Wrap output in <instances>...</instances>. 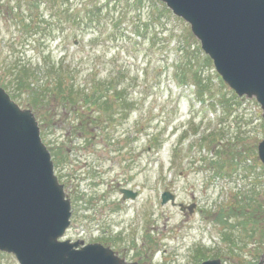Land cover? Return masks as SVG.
<instances>
[{
	"label": "rangeland",
	"instance_id": "374dc122",
	"mask_svg": "<svg viewBox=\"0 0 264 264\" xmlns=\"http://www.w3.org/2000/svg\"><path fill=\"white\" fill-rule=\"evenodd\" d=\"M137 1L0 0L3 89L9 77L4 65L25 60L45 70L53 65V75L65 79L63 90L71 83L81 91L89 79L108 81L122 92L120 102L113 100L98 116L95 107L87 109L75 97L77 91L60 93L50 83L42 114L33 111L71 202V224L62 239L99 241L125 260L144 264H198L216 257L222 264H264V205L256 210L255 225H244L253 214L243 216L235 205L245 204L240 196L251 205L264 203V163L257 156L264 137L260 106L220 78L187 22L159 14L158 0ZM95 7L99 24H74ZM63 53V63L71 64L61 71ZM25 93L28 102L31 93ZM56 158L65 164L62 171ZM119 187L138 195L124 199ZM165 190L174 203L161 204ZM179 203L195 205L190 213ZM219 213L231 224L219 223ZM224 230L237 246L221 241ZM0 264L18 263L0 251Z\"/></svg>",
	"mask_w": 264,
	"mask_h": 264
},
{
	"label": "water",
	"instance_id": "95a60500",
	"mask_svg": "<svg viewBox=\"0 0 264 264\" xmlns=\"http://www.w3.org/2000/svg\"><path fill=\"white\" fill-rule=\"evenodd\" d=\"M190 24L222 79L243 97H255L264 123V0H160ZM264 163V137L257 146ZM124 198L135 193L121 190ZM174 203L165 191L161 203ZM181 210L193 211L194 204ZM71 205L54 174L50 151L30 109L0 87V251L19 264H141L100 243L59 240ZM199 264H222L218 258ZM258 264H263L261 260Z\"/></svg>",
	"mask_w": 264,
	"mask_h": 264
},
{
	"label": "trees",
	"instance_id": "16d2710c",
	"mask_svg": "<svg viewBox=\"0 0 264 264\" xmlns=\"http://www.w3.org/2000/svg\"><path fill=\"white\" fill-rule=\"evenodd\" d=\"M49 3H53L54 0H48ZM158 2V1H157ZM38 3V2H37ZM138 4H140V0L137 1ZM62 5V4H61ZM53 6V5H52ZM60 13L65 14V11H61ZM84 13H90L91 16L89 18H87V16H84L83 18H79L81 19V21H75L74 24H78L84 20H88L89 24L90 23H100L101 19H100V12L97 11V7H95L94 11L92 9H88L87 11H85ZM170 14V11L165 7L164 4H161V9L159 10V14ZM76 17H77V13H76ZM76 20V19H75ZM88 24V25H89ZM24 28V27H23ZM40 28V25L37 26V29H35L34 31H37ZM181 52L186 53L185 49H183V47L181 48ZM61 61L58 64L59 66V70L64 71L65 69L70 68V62L68 64L63 63V59H65V54L63 53V55H61ZM206 59L209 61V64L211 65V61L208 57H206ZM41 64H37L36 66H33L31 64V62H25V60H20L19 63H15L14 66L11 65H4V67L2 68V70L4 72H6L8 74L9 77L6 78V83L4 81L1 82V85H4V89L9 93L10 97L12 99H14L19 105H22L23 107H27L30 108L32 111L35 112L36 115H41V110L43 109L42 106V102L45 101V94H46V90H48L50 83L53 85V87L55 89H58V91L60 93L62 92H67L69 93V95H71L72 93H75V91H77L75 97L77 96L79 98V100H83L84 104L86 105L87 109H91L93 107V109H97V114L98 116H102L100 114V112L104 113L103 111L108 110L111 108L112 105V101H119L121 100L120 94H122V92H119L117 90H113L111 89L110 84L108 81H90L89 79L84 82L88 83V87H83L81 89V91L78 90H74V86H72L71 83H69V89L67 90H63L62 85L65 82V79L63 78L62 74H58V75H53V65L47 67V70L43 69L46 65H44L43 67L40 66ZM41 68H42V72H41ZM49 68V69H48ZM61 68H65V69H61ZM71 71H75L74 69H70ZM183 72L182 74V78H179L181 80V82H183L184 78H185V71H181ZM196 72V71H194ZM11 74V75H10ZM70 76H73V74H70ZM62 78V80L60 79ZM71 81H74V77L70 78ZM196 81V87H198L197 93L198 96H202L204 89H199V86L202 87V81L201 79H198V77L195 75L194 78ZM184 83V82H183ZM49 84V85H48ZM48 85V87H47ZM75 85L76 82H75ZM85 85V86H87ZM97 87L95 89H93V86ZM78 86V85H77ZM25 91H28L29 98L30 100L27 101H23V95L22 92L25 93ZM39 98V99H38ZM63 99V98H62ZM65 100H70L71 97L70 96H66V98H64ZM78 101V99L76 100ZM81 118V117H80ZM241 194H239L238 196H240ZM242 199V202H245V204H241L236 202L235 205H239L240 210L242 211V215L246 216L249 215L251 216L253 214V220L249 221H244V225L246 223H250L253 222V224H257L258 218L260 217L259 213L256 211L257 209L259 210L260 208L263 207L264 203L259 202V204H257V202L255 203V205H251L248 200L246 199V197L244 196H240ZM244 210L247 211H252V212H248L247 214L244 213ZM242 216V217H243ZM229 217L222 215L219 213V217H218V221L219 223L223 224V225H227L231 224L229 222L230 219H228ZM261 223H259L260 226ZM256 228H253L251 231V233L255 234V230ZM226 233V234H225ZM250 233V234H251ZM231 231L229 230L228 232H226V230L223 231V233L221 234V241L224 242H229L231 243V245L237 246L235 241H232L233 239V235H231ZM254 236V235H251ZM262 237V236H260ZM229 240V241H228ZM228 251L229 252H233L232 247H228ZM217 256V255H215ZM204 258V257H203ZM234 264H239V263H234Z\"/></svg>",
	"mask_w": 264,
	"mask_h": 264
},
{
	"label": "flooded vegetation",
	"instance_id": "af4514ba",
	"mask_svg": "<svg viewBox=\"0 0 264 264\" xmlns=\"http://www.w3.org/2000/svg\"><path fill=\"white\" fill-rule=\"evenodd\" d=\"M64 165H65V164H63L62 161H59V167H60V170H61V171L63 170ZM93 168H95V169H99V167H93ZM121 188H123V187H119V191L121 190ZM143 264H144V263H143Z\"/></svg>",
	"mask_w": 264,
	"mask_h": 264
}]
</instances>
